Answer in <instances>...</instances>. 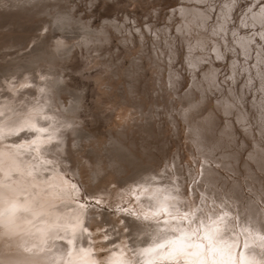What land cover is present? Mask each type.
<instances>
[{"label": "bare ground", "instance_id": "obj_1", "mask_svg": "<svg viewBox=\"0 0 264 264\" xmlns=\"http://www.w3.org/2000/svg\"><path fill=\"white\" fill-rule=\"evenodd\" d=\"M10 1L11 0H9V2ZM15 1L16 2H14V0L11 1L12 2L11 7L14 8L13 11H11L10 13H3V12L0 13V25L8 28L11 32H12V26L14 27L15 24L22 25V26H19V28H21V27H23V28L21 30V33H19L17 35H16L17 32L16 33L12 32L14 34L7 33V35L6 36L4 35V37L0 36V49L3 47L5 48V46L9 45L10 43L12 44V46H14L13 43L15 44L19 40L20 41L22 40L24 42L26 39L27 41H25V43L28 44L30 41H32V40L35 41L38 38H40L41 36H45V37L48 36V37H54V38L56 37L55 39L53 38L54 41L51 43L52 45L49 44V46H47L42 51L37 50V48H35L36 46L32 47L31 50L29 51V55H30L29 57L32 60H36L40 57L53 58L54 55L56 54V52L60 50L59 47H61V46L63 48H65L66 51H69L73 46V40L70 36V32L73 30V27H74L73 23L76 24V22H77V21L74 22L76 19L80 20L77 22V24L80 23L81 21H83L82 22L83 30L81 28L80 29L82 30L83 37H84V40H85L87 46L93 47V49L98 48L97 52H99V49H100L99 47L102 45V41L108 40L109 38L113 37L112 34L115 32V30L122 33V30H123L122 28L123 27L125 28L127 26L125 24L126 22L124 23L123 21L120 24V19H118L117 16H114V17L107 16L105 18V22L101 26H99L100 28L99 27L93 28L92 27L93 23L91 24L90 23L91 21H89L87 18H86V20H84V19L82 20V19L76 18L74 15H73V17H75L76 19L71 22L68 18H69V15L70 14L72 15L73 13L70 12L72 10H70V7L68 5H66L65 0H21L19 2H17V0H15ZM134 1L137 2L136 0H134ZM134 1H132V2H134ZM143 1H145V0H143ZM168 1H170V0H168ZM211 1H213V0H182V2H178L176 5L173 4V6L171 7V11H169L170 16L167 15L170 21L167 22L163 26L162 29H160L161 27L160 28L157 27V25H156L157 22H156V24L150 23L148 21V19H147V21H145L146 22L145 25H146L147 29L149 30L150 35H151L152 31L154 32L155 40H153L152 38H150V39H152L155 42V44L156 43L158 44V41L162 38L168 43L166 45L167 46L169 45V49L167 48L168 52H165V53H167V56H168L167 59L169 60V61L168 60L167 61H168V63L170 62L169 68L171 70L169 71L170 73L167 71L166 72L170 74L171 82L177 83V81L179 80V79H177V76L179 75V71H180L179 69H178L179 71L177 70L178 67L176 69H174L176 66L172 68L171 63L178 56V52L176 50V47L173 46L174 42L172 43V41L169 38H167V36H166V34H168L167 32L169 30V29L168 30H166V29L171 27L170 22L172 21L171 20V14H172V15H175V16H172L175 19H176V17H178V19L176 21L177 22L176 29L180 33L179 37L181 36L182 39H184L188 45L189 49L187 51L185 50L187 52V55L185 53L184 54L186 55V59L189 62V64H192L193 66L199 67V65L201 64L200 60L201 61H207L208 60L207 62H209V66L206 65L208 67L207 68L208 70L207 69L203 70L204 74L209 73L208 76L205 75L209 80H211V82H209L208 84L211 83L214 86H216V84H220L219 78H218V71H217V68L215 65L214 57H217V58L222 57L223 58V57H226L227 54H230V53L233 54V56H235V60H234V58H232L233 60H231L232 70L235 71L234 76H236V72L238 71V65H240V67H242L244 69V71H246V73H247L246 76H248V79L252 80L253 79V76H252L253 73H251L252 69H251V66L249 63H250V60L252 59L253 52L256 51L257 55H256V57H254V56L253 57L256 59L255 66L257 67V71L260 74L259 83L261 84L262 87H264V54H263V50H264V48H263V44H264V1L262 0L259 3L256 2L254 4L255 7L251 8L252 10L250 12L245 13L244 17L242 19L240 16L239 18L241 20L239 21V24H235V20L233 21V23H231L232 19H234L233 8H234L235 4L238 2V0H221V1H219L218 4H216L215 1H213V2H211ZM139 3L142 4V2H139ZM250 6H252L251 3H250ZM73 7H75V6H73ZM76 7H78V6H76ZM159 9L156 10V8H154L155 14H157L159 12L158 11ZM137 10H136V12H137ZM161 10H163V9H161ZM144 12H145V10H144ZM160 12H159V14H160ZM177 13H179V14L177 15ZM49 14H50V16H47ZM129 14L126 13V16L129 17L128 16ZM149 14H151V11ZM88 15L89 14H87L86 17H88ZM151 15H153V13ZM160 15H163V14H160ZM118 16H120V15H118ZM79 18H81V17H79ZM174 18H172V19H174ZM121 19H124V18H121ZM131 19H132V16H131ZM139 20H140V18H139ZM132 22H134L133 24H135L134 20ZM136 23H138V22H136ZM82 24H81V26H79V24L77 26L82 27ZM130 25H131V22H130ZM132 25H131V27H132ZM137 25H139V24H137ZM137 25H134V27H133L134 30L128 26V28H129L128 34L129 35L124 33V35L122 34V37H120L119 40L121 41V43L124 46H127L128 44L131 43L132 46L134 47L136 35L139 38L140 44L141 45L145 44L144 38L146 36V31L143 28V25L140 27H137ZM44 28L46 29V31L43 34L41 32V29L44 30ZM37 29H38V32H37ZM160 30L161 31L163 30V32H161ZM164 30H166V34H165ZM250 30H252V31H250ZM229 33L232 34L231 37L229 36ZM169 35L170 34H168V36ZM149 36H147V37H149ZM116 37H117V35H116ZM182 39L180 42H182ZM20 41H19V44H21L22 47L24 45H26L22 41H21L22 43H20ZM161 41L162 40H160V42ZM108 42L109 41H107V43ZM205 43L208 44V46H207V48L209 49L208 51H205V49H206V46L204 45ZM19 44L18 45L16 44V47L17 46L19 47L20 46ZM40 44H42V43H40ZM83 44H81V46ZM108 44H110V43H108ZM112 44H113V42H112ZM183 44H184V42H183ZM153 45H154V43H153ZM158 45H159L158 48H160V44H158ZM179 45H181V43ZM21 46L19 47L20 49H21ZM212 46H213V50L211 52L210 49H212ZM9 47H10V45H9ZM16 47H14V49H16ZM88 47H86V48L88 49ZM144 47H146V46H144ZM151 47H154V46H151ZM161 47H162V45H161ZM19 48H17V49H19ZM129 48H128V50H131ZM155 48H157V46ZM12 49H13V47H12ZM12 49H10V50L12 51ZM17 49H16V52H17ZM145 49L146 48H144V51H146ZM4 50L5 49H3V50L1 49L0 53H3L2 51H4ZM147 50H148V48H147ZM7 51H9V50H7ZM13 51H15V50H13ZM89 51L90 50H88V53H89ZM116 51H117V49H116ZM155 51H156L157 55L160 52V51H158V49H155ZM16 52H13V53L15 54ZM103 52H105V51H103ZM152 52H153L152 54L154 55V51H152ZM161 52L162 53L164 52L163 49H161ZM7 53H9V52H7ZM130 53H132V52H130ZM144 53L147 54V52H144ZM148 53H150V52H148ZM165 53H163V54H165ZM17 54H18V52H17ZM137 54H139V53H137ZM205 54L209 55V58L204 56ZM240 54H241V56H243V58L240 57ZM10 56H12V55H10ZM90 56H91V59H89L90 63L91 62L98 63L101 60V59L98 60L92 54H90ZM137 56L138 55H136V59H137ZM141 56H142V53L140 54V57ZM149 56H151V55L149 54ZM5 57H6V55H5ZM249 57H251L250 60H249ZM165 58H166V56H165ZM165 58H162V61L163 60L165 61ZM6 59H2V60H6ZM147 59H148V57H147ZM153 59H155V58H153ZM203 59H207V60H203ZM241 59H243L242 63H241ZM102 60H103V57H102ZM225 60L226 59H224V61ZM135 61H134V63L137 65V67L144 66L140 63L139 60L138 61L135 60ZM164 61L162 63H164ZM141 62H142V60H141ZM158 62H160V61H158ZM158 62L155 61L154 62L155 64L153 63L155 65L154 69H155V67H156V69L158 66L160 67V65L157 64ZM179 62H177V64ZM184 62H186L185 58H184ZM207 62H206V64H207ZM93 63H91V66ZM112 63H114V62L112 61ZM151 63H152V61H151ZM168 63H167V65H168ZM202 63H204V62H202ZM56 64L58 65V63H56ZM109 64H110V62H109ZM189 64L187 66H189ZM46 65L47 64H45V67H46ZM104 65H107V64L105 63ZM140 65H142V66H140ZM226 65H228V64H226ZM202 66H203V64H202ZM220 66H222V65H220ZM38 67H39V65H38ZM42 67H44V66H42ZM45 67H44V69H45ZM131 67H133V66H131ZM137 67H136V69H134V71L137 70ZM159 67H158V71L155 69L157 72L156 75L159 73ZM144 68H146V67H143L142 69H144ZM162 68L164 70L163 66H162ZM169 68H168V70H169ZM191 68H192V70H194L193 67H191ZM27 69H30V68H27ZM38 69H37V71H39ZM151 69H152V66H151ZM111 70L113 73L110 72L109 73L110 76L108 74V76H109L108 78H105L102 75L100 77V74L98 75L99 77H96L97 79H99V83L102 86L100 88L98 87L99 91H100V89L102 90L103 87H109V88L113 89V90H110V89H108V90H110L109 92L113 91V93H112V100H113L112 102L113 103L112 104L115 106V108H118L117 109L118 111L116 112V116L118 117V120L120 121L117 125L119 127H118V129H116V133L114 134L113 132H111L109 134V137H107L104 140V142H107V144H108L107 145V151H108L107 153L108 154H106V157H107L106 161L104 159H101L102 156L98 157L99 155L95 156L92 154V155H85V157L83 158L84 162H82L83 159L79 158V156L76 155L77 154L76 152H72L73 151L72 144H74V145L78 144L81 146V148L85 147L84 142H82L85 138V135H80L78 133L83 124H80L81 121L79 120V118H77L76 105L72 104L71 109H68L65 106L66 105L65 100L61 101V99H60L62 96L61 93H63L61 91L64 88L62 86H60L59 83H56L55 80L50 79V78H46L45 80H41L39 78H38V80H30L31 79L30 76H27L28 78L25 79L26 82H30V84H28V85L25 84L24 86L21 85L20 87H17V85H15V84L12 85L11 83L7 82L6 86H8L10 91L6 92L4 96L11 98L12 100L11 99L10 100L13 102V104L8 103L7 105H2L0 103V113H4L3 118H8V117L11 118V120H9V121L7 119L8 123L10 121L17 122L19 127L15 128L13 130V132L19 128H24V127H25L26 131L29 130L28 132H30L32 139H31V141L26 142L24 146L26 148L33 149L35 151V154L33 152H31V153H33L34 156L39 155L42 159H44L45 162L37 161L38 166H40V167L38 169L35 168V170H32L29 173L25 169V164L23 163V161L26 160L28 162L30 160V158L24 153V149L16 148V145H15V147L9 145V142L12 141V139H10V138L4 139V144H6V145H4V146L0 145V164L4 162L7 165L6 166L5 164H3V165H5L4 168L2 165V168L5 169L3 172L4 174L0 172L3 175V176H0V177H3V179H0V204H1V202L6 201L5 207L10 209L9 211L7 210V214H8V212H10L9 213V214H11L10 216L11 217L13 216L12 218L9 216L11 218V221H10V219L3 217L6 212L2 215V217L4 218L3 221L5 222V220H6V222L2 223V225H0V231L3 234H8L9 232H7V229H9V230L15 229V232L17 230L18 231L17 232L18 237L13 232L15 234V236L17 237V238H14L15 242L14 241L13 242H14V244L16 242L18 243L19 240L22 238L23 241H21V242H22V244H24L23 247H21L22 246L21 245L20 249L18 248V250L15 251V249H17V248H15L14 246L17 243L14 245L12 242L13 239L12 240L9 239L11 236H8L7 238L9 239V241L11 240V243L13 245L9 246V244H11V243H9L7 245V246H9V248L4 249V250L2 249L4 247L2 245H0L2 247V248H0V252L4 253V257L7 258L8 262L5 261L6 258L4 259V261L7 262L8 264L15 263L11 259H14L13 257L18 256V257H24V259L29 261L31 264H104V262L106 260L109 261V264H112L113 261L118 262V264H140V263L141 264H151L154 261L161 259V256H160L161 250L156 248V244H162L165 242L166 239L176 241V237L173 235H168L166 237H163L162 235H158L156 231H153L149 228H145L143 230L134 229V231H136L138 233V235L135 238H130L129 236H127V233L121 232V229H123V227L128 226V225H126L125 217L123 215L125 213L123 212V214H122V212L120 211L121 214L117 215L118 214L117 213L114 216L113 215L109 216L108 219L112 224H115L114 228L117 227L119 232H121V234H120L121 236H119V237H122L123 240H121L119 242V246L116 247V249L113 248L114 251L111 250V252L107 253L106 256L104 254H103L104 256H102L101 250L99 251V249L101 247L102 248L104 247L105 251H107L113 245L110 243H113V241H114L113 236H112L113 241H111V242H109V240L105 239L107 237V235H109V232H111L108 230L109 229L108 226H107L108 229L104 230V227L107 224L109 225V221H108V223L105 221L106 215L100 208H98V207H91L90 208V207H88V205H85V203L82 202L83 200L81 201L79 198H76L77 196H80V189L81 188H80L79 184L72 181L65 174L64 169H70L73 171V174H78L79 177H81L83 175V171H84L86 173V176H87L86 183L88 182L89 188L92 191H94V193L106 192L107 191L106 189H108L110 192L115 193V194H125V193L128 194V193L133 192L136 196V198H135L136 203L131 205V206H132L133 211L135 212V215L130 214V217H133L134 219H136L137 217H142L141 213H146V212H147V214H145L144 216L152 217L156 214H159L160 218L169 219L170 217L165 216L163 214L164 209H167L168 212L171 213L172 215H181L184 212H193V213H195V215L200 216V213L203 212L205 214V216H202L201 219H205L209 235L211 236V241H209V239L206 237L205 230L203 227H201L200 232L195 237H193L191 235V230L189 229L188 234L181 241H177L176 243H174L171 246H166L164 249L165 252L171 251L174 248L180 247L184 244L191 243L193 245H203V249H197V248L193 247V248L188 249V251L189 252H197V251L202 250L204 252L205 256L207 257L209 264H213V261L215 262V264H240V261L242 262V264H264V229H263V225L261 223L262 218L264 216L263 215L264 210L260 207V205L257 204V202L255 201L256 199H254V198L252 199L251 196H246L244 198L245 195L242 196V194L240 192V188L238 187L237 184L234 183V184H232V186H230L229 193H225V191H224L223 196L218 195L219 197L216 198V201L221 203L224 200V198L232 196L230 203L228 204V201L227 202L225 201L226 203H224V205L222 206L221 209H217V207L214 204H212L213 210H211V208L209 207V206H211L210 202L208 203L210 205H208L206 203H201V204L198 203L199 204L198 205L197 204L198 201H197L196 202L197 205H196L195 203L191 202L194 200V198L191 199V201H190L189 195L187 194V188H186V186H184L182 184V175L180 173V169L175 163H174V167H175L174 169H172L171 167L168 169V163H166V168L163 169L162 167L161 168L159 167V164H158L159 159L157 160V158L155 156H149L148 157L149 162L148 161L146 162V160L142 157L143 155L142 156L138 155V153H136L138 150H136V149L134 150L132 147L129 146V144L131 145L134 142L132 143V141L129 140L128 135H127V131H126V128L128 126L127 127L125 126V123L128 120L129 121L132 120V122H135L137 117L139 116L138 112H135L131 107L139 108L140 106L143 105L140 101V100H142V98L141 99L138 98L136 91H135L136 88H134V86H135L134 80L136 79L137 75L134 78L133 82H132V80L129 81V79H133V78H129V77H131L132 73H130L131 75H128L129 79L126 80V82L129 81L127 84L128 86H126L124 84V86L127 87V90L125 88H123V89L119 88L121 90L117 91L118 90V88H117V90L114 91L115 87L118 86V84L113 85L114 82L112 83L110 81V79L113 77L112 74L115 75L116 77H118L119 76L118 74H120V73L117 72V70H118L117 66L112 67ZM129 70H130V68H129ZM129 70H127V71H129ZM160 70L162 71V69H160ZM132 71H133V69H132ZM191 71H190V73H191ZM205 71H207L208 73H206ZM8 72H9V70H8ZM136 72L138 73V70ZM188 72H189V70H188ZM5 73H7V72H5ZM21 74H23V73H20V76H24ZM28 74L31 75V73H29V72H28ZM28 74L26 73V75H28ZM49 74L53 75V74H55V72L51 73V72L45 71L44 74H42V76L48 77L47 75H49ZM194 74H195V71H194ZM219 74H220V72H219ZM231 75H232V73H231ZM140 76H142V74H140L139 77ZM254 76H257V74ZM199 77L200 76H198V78ZM221 77H223V76H221ZM13 78H15L13 80V83H14L17 80L16 79L17 77H13ZM66 78H65V80H68ZM232 78H234V77H232ZM114 79H116V78H114ZM125 79L126 78H124L123 80H125ZM138 79L139 78H137V80ZM159 79H160L159 83H161L162 80H161V78H159ZM228 79H229V77H228ZM60 80H62V79L60 78ZM123 80L121 79V81H123ZM242 80H243V78H242ZM2 81H4V80H2ZM2 81H1V83H2ZM144 81H145V79H144ZM179 81H181V80H179ZM201 81L203 82V80H201ZM201 81L194 80L193 82L197 87H202ZM126 82H124V83H126ZM233 82H235V81H233ZM4 83H5V81H4ZM119 83H122V82H120V80H119ZM203 83H205V82H203ZM20 84H18V85H20ZM100 84H98V85H100ZM162 84L164 86V82H162ZM165 84H167V83H165ZM180 85H183V84H181V82H180ZM230 85H232V83ZM230 85H228V86H230ZM154 87H156V86H154ZM178 87L180 88V86H178ZM238 87H240V86H238ZM249 87H251V86H249ZM165 88H166V86H165ZM224 88L226 89V87H224ZM203 89L204 88L202 87L200 92H202ZM241 89H242V87H241ZM105 90H106V88H105ZM161 90H162V88H161ZM167 90H169V89H167ZM163 91H165V89H163ZM260 91H263V90L260 89ZM205 92H207V91H205ZM243 92H246V91H243ZM193 93H194V91H193ZM193 93L192 92H185V95L183 96L184 97L183 101L180 100V103L183 102L181 104L184 107L181 106L183 108H181V110L180 109H178V110L181 112L182 116L188 120V124H189V126L191 128L190 130L192 132V133L189 132V134H193L194 138L196 139L197 145L202 147L203 150L201 151V153L203 152V156H204L205 155V152H204L205 149H213V148L219 147L222 149V151H219L218 154L224 152L225 154L224 153H222V154H224L225 156L227 154V155H230L232 157H235L237 152L227 149V147L230 145L229 143H230V139H231L230 136L232 135V131L229 128L225 127L227 125H230V123H232V121L230 123L226 124L225 126H223V128L218 133L215 132L214 131L215 128L213 129L212 125L216 119L215 118L216 112L214 113L212 109L208 108L206 110V108H205L206 112H204L205 113L204 115L201 116L200 114H198L199 111H203L202 108H201L202 110L199 108L203 103H202L201 99H197L196 96L194 97ZM237 93H238V91H237ZM262 93H264V91ZM35 94H37L38 96H36ZM70 94H68V95H70ZM102 94L103 93H101V95ZM106 94H104V95H106ZM138 94H141V93L139 92ZM208 94L209 93H207V95ZM221 94H222V92H221ZM247 94H249V92H247ZM110 95L111 94H109L108 97H111ZM200 96H201V94H200ZM219 96H217V98ZM63 97H64L63 99H65V94L63 95ZM209 97H210V95H209ZM104 98L105 97H103L102 99H104ZM213 98H215V97H213ZM220 98H222V100L220 102H221V105H222L224 111L228 110L231 103L235 104L236 109H237L236 110V118L238 119L239 122H241L242 126H246V127H244L245 131L250 133L252 131V129L250 127L251 122H249V125H247L248 122L246 120L248 118H247L246 113H245L246 110L243 108H242L243 109L242 110L241 106L239 107V105L237 106V104L233 101V99L230 98L228 95L223 94L222 97H220ZM102 99L100 98V100H102ZM175 99H176V97H175ZM208 99H207V101H208ZM244 99H245V97H244ZM239 100H240V103H242V104L245 101V100L242 101L241 99H239ZM263 100H264V98H263ZM178 101H175V102L177 103ZM207 101H205V102H207ZM211 101L212 100L209 99L208 103H211ZM109 102L111 103V100ZM166 102H168V101H166ZM212 102H214V101H212ZM75 103H77V102H75ZM105 103H107V102H105ZM110 103H107L106 106ZM148 103H146V104H148ZM180 103H179V105H180ZM208 103H207V105H209ZM127 106L129 108H131L132 110L127 108ZM259 106H260V108L263 109L264 105L262 104V101L259 104ZM205 107H208V106H205ZM211 107H212V105H211ZM249 107L250 106H248V108ZM251 107L253 108V105H251ZM164 108L165 107H163V112H164ZM176 108H177V106L175 107V109ZM203 108H204V106H203ZM140 109H142V108H140ZM144 109H145V107H144ZM255 109H257V108H255ZM179 111H178V113H180ZM170 113H171V111H170ZM174 113H175V111L172 110L173 116L176 114V113L175 114ZM247 113H248V111H247ZM152 114L154 116V110H153ZM135 115H138V116L136 117ZM159 115H161V112ZM78 116H80V115H78ZM179 117H180V115L178 116V118ZM256 117L259 119V116H256ZM3 118H0V119H3ZM93 118H95V117H93ZM142 118L143 117H141V120H142ZM155 118H156V116H155ZM155 118H154V120H155ZM160 118L161 117L159 116V122L161 120ZM250 118H251V116H250ZM167 119L170 120L171 118L170 119L167 118ZM118 120H116V121H118ZM156 120H157V118H156ZM254 120L256 121V119H254ZM81 123H83V122H81ZM148 123L149 122L145 123L143 128L146 131L150 132L151 128H150V125H148ZM165 123H166V121H165ZM170 123L173 124V122H169V124ZM175 125H177V124H175ZM233 126H234V124H233ZM10 127H12V126H10ZM129 127H130V125H129ZM178 127L180 128V125ZM162 128H164V127H162ZM254 129H256V128H254ZM10 130H9V132H10ZM164 130H165V128L163 129V132H164ZM241 130L243 131V129H241ZM6 131H7V129H6ZM259 131L260 132L264 131V115L262 113L260 116ZM4 132H5V130H4ZM165 132H167V131H165ZM247 132L245 134H247ZM135 133H136V131H135ZM5 134H6V132H5ZM7 134H9V133H7ZM233 134L235 135L236 133H233ZM247 135H250V134H247ZM193 136L192 137L190 136L191 139L193 138ZM91 137L95 138L96 136L92 133ZM138 137H139V135H138ZM235 137H237V136H235ZM88 139L90 141L89 137H88ZM253 139H252V141L255 140L254 141L255 149L251 152V154H252L251 157L254 156L255 157L254 162H257V165L259 167L264 168V147H263V145H261V143L259 141H257L256 139H254V140ZM234 141H235V139H234ZM244 141H245V139H244ZM191 142H193V141H191ZM244 143H246V141ZM88 144H89V142H88ZM88 144L86 145L87 147H88ZM151 144H152V142H151ZM195 144L196 143H194L193 145H195ZM153 147H155V146H153ZM145 148H146V146H145ZM91 150L96 152L97 147L92 146ZM149 151H151V150H149ZM158 151H159V149H158ZM166 151H167V148H166ZM142 153H144V152H142ZM160 153H161V151H160ZM207 153H209V155H210V152H207ZM238 153H239V151H238ZM192 155H193V153H192ZM186 157L187 156L185 155V161H186ZM211 157H213V154ZM203 159L204 160L202 161L203 163H202L201 171L199 170L200 172H202V174L200 177V181L198 180V182L196 183V186L199 187L203 193L208 194V193H212L211 192L212 188H215L213 185L215 182H217L216 180L220 178V175L218 173L219 168L217 169L218 165H217V167H215V164L212 165L210 163V161L208 162V160L205 157H203ZM245 160H247V159H245ZM34 161L35 160L32 159L31 162H34ZM64 161L65 162L70 161V163L67 164V163H64ZM229 161H231V160H229ZM48 162H50L52 164L48 165L47 164ZM159 162H161V161H159ZM189 162L192 163V161H189ZM199 162H201V161H199ZM246 162H245V164H247ZM197 163H198V161H197ZM236 163H238V162H236ZM223 164L227 165L228 161H224L222 163V165ZM169 165L171 166V164H169ZM197 165H199V163ZM250 165H253V164H250ZM55 167H58L59 170L58 171L54 170ZM48 168L51 170L50 173H47L46 171H44L45 169H48ZM191 168L192 169L194 168V170H195V165H194V167L192 166ZM246 169H248V167H246ZM222 170L223 169L221 168V171ZM185 171H186V169H185ZM101 172H103V175L100 177ZM256 172L257 171H255V173ZM193 173H194V171L191 174L193 175ZM84 176H85V174H84ZM198 177L199 176H197V178ZM235 177H236V175H235ZM240 177H242V176H240ZM197 178H194V181ZM183 180H184V178H183ZM185 181H184V183H185ZM249 181L251 182V180H249ZM262 183H264L263 180H262ZM203 184H206L205 188H203ZM222 184H223V180H222ZM189 185L190 184H188V187L191 186V185L190 186ZM216 186H217V184H216ZM263 187H264V185L262 186V188ZM194 188H195V182H194V185L190 189L192 193L194 191ZM226 188H227V185H226ZM254 190H255V188H254ZM256 191H254V193ZM188 193L190 194V191H188ZM196 193H197V191H196ZM219 193H221V192H218L217 194H219ZM200 194L201 193L198 194V197ZM256 194L259 195L257 192H256ZM192 196H194V194ZM263 198H264V196H263ZM210 200H208V201H210ZM186 205H187V207H185ZM234 206L237 207L236 211L234 209ZM1 208L2 207H0V209ZM205 211H207L209 213V217H207V214L205 213ZM235 214L238 215V225H239L240 229H237V227H236L237 224H236V220H235L236 219ZM127 215H125V216L128 217ZM0 216H1V214H0ZM122 216L124 217L123 221H125V223H124V225L120 226L119 220L121 219ZM8 220H9V223H7ZM0 221H2V220H0ZM150 222H154V221H150ZM127 223L129 224V222H127ZM131 223H133V222H131ZM142 223L146 224L149 222L142 221ZM4 227H6V228H4ZM192 227H196V226L193 225ZM111 230L113 231V228H111ZM163 231H165V229H164L163 225H161V232H163ZM119 232H116V233H119ZM0 235H2V234H0ZM13 236L14 235H12V237ZM201 236H203V239H200ZM19 237H20V239H19ZM116 237H118V236H116ZM146 237H147V242H145ZM0 240H1V238H0ZM3 240L0 242L1 244H2ZM194 240H199V241L194 242ZM114 242L116 243V241H114ZM207 242H209V246H207ZM241 245H243V250H242L241 257H239ZM113 246H115V245H113ZM209 249H210V251H208ZM13 252H15V253H13ZM100 254H101V256H100ZM9 260H11L12 263ZM0 262H2V261H0ZM2 263L4 264V262H2ZM7 263H5V264H7ZM25 263L26 262L21 263V264H25ZM15 264H17V263H15Z\"/></svg>", "mask_w": 264, "mask_h": 264}, {"label": "rangeland", "instance_id": "obj_2", "mask_svg": "<svg viewBox=\"0 0 264 264\" xmlns=\"http://www.w3.org/2000/svg\"><path fill=\"white\" fill-rule=\"evenodd\" d=\"M12 1V0H11ZM9 2V0L5 1V0H0V13H10L11 11L14 10V8L11 7V3L12 2ZM21 0H17V2H19ZM86 1V2H85ZM134 0H65V3L66 5H68L70 7V11L71 13H73L72 15L70 14L69 15V20L72 22L74 21L76 18L78 19H84L86 20V18L91 21L90 23L92 24V27L93 28H98L99 26H101L104 22H105V18L107 16H111V17H114V16H117L118 19H120V24L122 23V21L127 25L125 28L123 27L122 29V33L115 30V32L112 34L113 37L109 38L108 40H104L102 41V45L99 47V52L98 51V48L97 49H93V47H88L85 40H84V37H83V33H82V30H83V24L81 21L80 23L82 24V27H79L81 26L80 23L79 26H77V22L80 21V20H75L74 22H76V24L73 23L74 27H73V30L70 32V36L73 40V46L72 48L69 50V51H66L65 48H63L62 46L59 47V51L56 52V54L54 55L53 58H43V57H40L36 60H32L29 56V51L31 50L32 47H35L37 48V50L39 51H42L43 49H45L47 46L52 45L51 43L54 41L53 38L54 37H48V36H41L40 38H38L37 40H32L30 41L28 44L25 43V41H27L25 39V41L22 42L25 43L26 45H24L23 47L21 46V44H19V41L17 43H13L14 46H12V44L10 43V47L9 45L5 46V48H1L2 50L5 49L4 51H2L3 53H0V80H4L0 81V103L2 105H7L8 103L9 104H13V102L11 101L12 99L11 98H8L7 96H4L6 92H9V88L8 86H6L7 82L8 83H11L12 85H17V87H20L21 85L24 86L25 84L28 85L30 84V82H26L25 79H27L28 77L27 76H30L31 79L30 80H38L41 79V80H45L46 78H50V79H53L56 81V83H59L60 86H62L64 89L61 91L63 93L62 96H61V101L65 100V106L68 108V109H71L72 107V104L73 105H76V110H77V118H79V120L83 123L80 122V124H83L80 128V131L78 132L80 135H85V138L82 142H84V146L85 147H82L78 144H72V148H73V151L72 152H76L77 156H79V158H84L85 155H95V156H98V157H101V159H104L106 161L107 157H106V154H108L107 152V142H104V140L109 137V134L111 132H113L114 134L116 133V129H118L119 126L118 123L120 122L118 120V117L116 116V112L118 111L117 109L118 108H115V106L112 104L113 100H112V92H109L110 90H113L109 87H103L102 90L100 89L99 91V88L102 87L101 84L99 83V79H97L96 77H99L98 75L100 74V77L101 75L105 78H108L110 76V72H112L111 68L114 67V66H117L118 67V70L117 72L120 73L118 74L119 76L116 77L115 75H113L112 73V76L116 79H114L113 77L110 79V81L113 83V85H117L118 86H114L115 89L114 91L118 90L117 91H120L121 89L125 88L127 90V87L124 86V84L126 86H128V82L132 80H134V78L136 77V79L134 80V88L135 91H136V94L138 96V98H142L141 103L143 104L142 106H140L139 108L135 107H131L135 112H138V115H135L137 117L136 121L135 122H132V120H128L127 122L129 123H125V126L127 127L126 128V131H127V135H128V138L130 141H132L133 144H129L130 147H132L134 150H138L136 153H138V155L142 156L146 162L148 161V157L149 156H155L158 160V164H159V167L161 168H166V163H168V169L171 167L172 169H174V163L179 167L180 169V173L182 175V184L184 186H186L187 188V194L189 195V199L191 201V199L194 198L193 201H191L192 203H195L197 202V204H201V203H206L208 204L210 202L211 206H209L211 208V210H213V206L212 204H214L217 209H221L222 206L224 205V203H226L228 201V204L230 203V200L232 199V196L231 197H226L224 198V200L219 203L216 201V198L219 197V196H223V192L225 191V193H229V189H230V186H232V184H237L238 187L240 188V192L242 194V196H244V198L246 196H251V198L253 199H256L255 201L257 202L258 205H260V207L264 210V187L262 188V186L264 185V183H262V180L264 182V168L262 167H259L257 165V162H254V156H252L251 152L255 149V143H254V139H256L257 141H259L261 143V145H263L264 147V131L263 132H260L259 131V125H260V116H261V113L264 115V107L263 109L260 108L259 104L261 103L262 101V104L264 105V93H262L264 91V87L261 86V84L259 83V79H260V74L259 72L257 71V67L255 66V63H256V59L254 57H256V51L253 52V55H252V59L251 57H249V60H250V66H251V69H252V76H253V79H248V76L246 71H244V69L242 67H240V65H238V71L236 72V76L235 75V71L232 70V66H231V60H233L232 58H234L235 60V56H233V54H227L226 57H214L215 59V65H216V68H217V71H218V78H219V83L220 84H216V86H214L213 84H208L209 82H211V80H209L206 76L209 75V73L207 71H205L206 73L208 74H204L203 70H206L209 66V62H207L208 60L207 59H203V60H207V61H201L200 60V65L199 67L198 66H193L192 64H189V62L187 61L186 59V55H187V50L189 49L188 48V45L186 43V41L184 39H182V37L180 35V33L178 32V30L176 29V24H177V19L178 17H176V19L172 16H175V15H172L171 14V22H170V25L171 27L170 28H167L166 30H168V34H170L168 36V34H166V30L165 31V34L167 36V38H169L172 43H173V46L176 47V50L178 52V56L174 59V61L171 63L172 65V68L175 67L174 69H176L177 67V70L179 71V75L177 76V79L181 80V81H177L176 82H171L170 80V62L168 63V56H167V53L165 52H168L167 51V48L169 49V45L167 46L166 44H168L164 39H160L162 40L160 42V40L158 41V44H160V48L163 49V54L161 52V49L158 48V44L153 41L155 40V36H154V32L152 31L151 35H150V32L149 30L147 29L146 27V22L147 19L150 23H155L157 22V27H161L160 29L163 28V26L169 22V18L167 15L170 16V12L171 11V7L174 5H176L178 2H182V0H136L137 2H132ZM142 2V4H140L139 2ZM153 1V2H152ZM215 1L216 4L219 3V1L221 0H213ZM211 1V2H213ZM262 0H238V2L235 4L234 8H233V14H234V19H232L231 23H233V21L235 20V24H239V21L244 17V14L247 13V12H250L252 9L251 8H254V4L256 2H261ZM264 1V0H263ZM14 2H16L14 0ZM92 2V3H91ZM97 2V3H96ZM3 3V4H2ZM9 3V4H8ZM77 3V4H76ZM80 3V4H79ZM250 3L252 6H250ZM76 4V5H75ZM3 5V6H2ZM96 7H95V6ZM134 5V6H133ZM75 6V7H73ZM78 6V7H76ZM81 6V7H80ZM93 6V7H92ZM143 6V7H142ZM156 6V7H155ZM160 6V7H159ZM139 7V8H138ZM8 10H6V9ZM136 8V9H135ZM154 8L159 9L158 11L160 12V14H163V15H160L159 12L157 14H155V11H154ZM138 9V10H137ZM163 9V10H161ZM76 10V11H75ZM137 10V12H136ZM145 10V12H144ZM90 11V12H89ZM151 11V14L153 13V15L149 14ZM236 11V12H235ZM77 12V13H76ZM131 12V13H130ZM135 12V13H134ZM163 12V13H162ZM82 13V14H81ZM92 13V14H91ZM126 13L129 14L127 17L126 16ZM84 14V15H83ZM88 15V17H86V15ZM133 14V15H132ZM142 14V15H141ZM149 14V15H148ZM179 13H177L178 15ZM73 15L76 17H73ZM91 15V16H90ZM120 15V16H118ZM136 15V16H135ZM165 15V16H164ZM47 16H50L47 15ZM78 16V17H77ZM90 16V17H89ZM127 18H126V17ZM131 16H132V19H131ZM148 16V17H147ZM158 16V17H157ZM162 16V17H161ZM241 16V19L239 18ZM72 17V18H71ZM81 17V18H79ZM93 17V18H92ZM138 19H137V18ZM121 18H124V19H121ZM140 18V20H139ZM151 20H150V19ZM166 18V19H165ZM174 18V19H172ZM73 19V20H72ZM92 19V20H91ZM156 19V20H155ZM127 20V21H126ZM135 21V24H133L134 22L132 21ZM139 20V21H138ZM142 20V21H141ZM161 20V21H160ZM175 22H174V21ZM129 21V22H128ZM141 21V22H140ZM130 22H131V25H130ZM138 22V23H136ZM145 22V23H144ZM159 22V23H158ZM173 22V23H172ZM143 23V24H142ZM161 23V24H160ZM175 23V24H174ZM139 24V25H137ZM143 25V28L145 29L146 31V36L144 38V45H141L140 42H139V38L138 36L136 35V38H135V46L133 47L132 44H128L127 46H124L121 41L119 40L120 37H122V34L124 35V33H126L127 35L128 32H129V27H131L133 30H134V25H137V27H140ZM98 25V26H97ZM19 26H22V25H19V24H15V26L13 27L12 26V32L19 34L21 33V30L23 27L19 28ZM76 26V27H75ZM78 28V29H77ZM82 30H81V29ZM100 28V27H99ZM8 28L0 25V36L1 37H4V35L6 36L7 33H12L9 29L7 30ZM147 29V30H146ZM174 29V30H173ZM15 30V31H14ZM172 30V31H171ZM177 30V31H176ZM40 31V30H39ZM46 31V29L44 28V30L41 29V32L44 34ZM77 31V32H76ZM161 31V30H160ZM252 31V30H250ZM249 31V32H250ZM37 32H38V29H37ZM74 32V33H73ZM163 32V30L161 31ZM174 32V33H173ZM12 33V34H14ZM119 33V34H118ZM150 35H148V34ZM69 34V33H68ZM121 34V35H120ZM176 34V35H175ZM231 33H229V36L231 37L232 34L230 35ZM76 35V36H75ZM115 35V36H114ZM117 35V37H116ZM119 35V36H118ZM175 35V36H174ZM75 36V37H74ZM149 36V37H147ZM173 36V37H172ZM179 37V38H178ZM56 38V37H55ZM54 38V39H55ZM113 38V39H112ZM116 38V39H115ZM152 38V39H150ZM159 38V37H158ZM52 39V40H51ZM182 39V42H180ZM231 39V38H230ZM29 40V39H28ZM80 40V41H79ZM152 40V41H151ZM175 40V41H174ZM20 41V43H22ZM42 41V42H41ZM50 43H49V42ZM107 41H109L108 44ZM34 42V43H33ZM113 42V44H112ZM129 42V41H128ZM147 42V43H146ZM151 44H150V43ZM166 42V43H165ZM184 42V44H183ZM42 43V44H40ZM84 43V44H83ZM121 43V44H120ZM154 43V45H153ZM176 43V44H175ZM181 43V45H179ZM16 44L20 45L21 46V49L17 46L16 47ZM48 44V45H47ZM81 44H83L81 46ZM108 44V45H107ZM140 44V45H139ZM147 44V45H146ZM165 44V45H164ZM212 44V43H211ZM23 45V44H22ZM77 47H76V46ZM80 45V46H79ZM105 45V46H104ZM116 45V46H115ZM118 45V46H117ZM123 45V46H122ZM138 45V46H137ZM154 46V47H151V46ZM162 45V47H161ZM206 46V49L205 51H208L209 49L207 48L208 44L205 43L204 44ZM75 46V47H74ZM84 46V47H83ZM109 46V47H108ZM137 46V47H136ZM141 46V47H140ZM146 46V47H144ZM157 46V48H155ZM164 46V47H163ZM180 46V47H179ZM185 46V47H184ZM13 47V49H12ZM14 47L19 48L17 49V52H16V49H14ZM29 47V48H28ZM88 47V49L86 48ZM106 47V48H105ZM113 49H111V48ZM130 47V48H129ZM7 48V49H6ZM86 48V49H85ZM91 48V49H90ZM110 48V49H109ZM119 48V49H118ZM131 49V50H128ZM144 48H146L144 51ZM148 48V50H147ZM153 48V49H152ZM158 49V51H160L158 53V55L156 54V51L155 49ZM263 48H264V44H263ZM0 49V50H1ZM12 49V51L10 50ZM24 49V50H23ZM84 49V50H83ZM103 49V50H102ZM108 49V50H107ZM117 49V51H116ZM138 49V50H137ZM165 49V50H164ZM9 50V51H7ZM15 50V51H13ZM72 50V51H71ZM88 50L89 53H88ZM96 50V51H95ZM137 50V51H136ZM186 50V51H185ZM213 50V46H212V49H210V51L212 52ZM11 51V52H10ZM20 51V52H19ZM63 51V52H62ZM105 51V52H103ZM136 53H135V52ZM154 51V55L152 54ZM9 52V53H7ZM13 52H16L15 54ZM75 52V53H74ZM103 52V53H102ZM118 54H117V53ZM129 52V53H128ZM132 52V53H130ZM142 53V56L140 57V54ZM144 52H147L144 53ZM150 52V53H148ZM11 53V54H10ZM102 53V54H101ZM109 55H108V54ZM139 53V54H137ZM186 55H185V54ZM8 54V55H7ZM14 54V55H13ZM17 54V55H16ZM74 54V55H73ZM90 54H92L93 56H95L98 60H100V62L98 63H93L92 66H91V63H90V60L91 59V56ZM130 54V55H129ZM132 54V55H131ZM145 54V55H144ZM149 54L151 56H149ZM263 54H264V50H263ZM6 55V57H5ZM12 55V56H10ZM19 55V56H18ZM70 55V56H69ZM72 55V56H71ZM88 55V56H87ZM106 55V56H105ZM108 55V56H107ZM112 55V56H111ZM129 55V56H128ZM136 55L137 56V59H136ZM147 55V56H146ZM90 56V57H89ZM128 56V57H127ZM131 56V57H130ZM146 56V57H145ZM155 56V57H154ZM159 56V57H158ZM166 56V58H165ZM204 56H206L207 58H209V55L205 54ZM254 56V57H253ZM100 57V58H99ZM102 57H103V60H102ZM110 57V58H109ZM119 57V58H118ZM134 57V58H133ZM145 57V58H144ZM148 57V59H147ZM165 58V61L164 63H162V58ZM240 57L243 58V56H241L240 54ZM7 58V59H6ZM68 60H67V59ZM106 58V59H105ZM108 58V59H107ZM155 58V59H153ZM184 58H185V61L187 62H184ZM217 58V59H216ZM2 59H6V60H2ZM120 59V60H119ZM134 59V60H133ZM160 61V62H158ZM224 59H226L224 61ZM255 59V60H254ZM109 60V61H108ZM133 60V61H132ZM135 60H139L140 63L142 65V67H137V65L134 63ZM142 60V62H141ZM146 60V61H145ZM168 60V61H167ZM253 60V61H252ZM43 61V62H42ZM112 61L114 63H112ZM152 61V63H151ZM158 62L157 64L160 65L159 67V75L157 74L156 75V70L158 71V67L156 69H154V62ZM180 61V62H179ZM223 61V62H222ZM252 61V62H251ZM33 62V63H32ZM110 62V64H109ZM136 62V61H135ZM150 62V63H149ZM177 62H179L177 64ZM204 62V63H202ZM207 62V64H206ZM243 62V59H241V63ZM4 63V64H3ZM36 63V64H35ZM55 63V64H54ZM58 63V65L56 64ZM106 63L107 65H104ZM124 63V64H123ZM154 63V64H153ZM168 63V65H167ZM175 63V64H174ZM183 63V64H182ZM219 63V64H218ZM252 63V64H251ZM27 64V65H26ZM45 64L46 67H45ZM54 64V65H53ZM112 64V65H111ZM152 64V65H151ZM189 64V66H187ZM203 64V66H202ZM228 64V65H226ZM29 65V66H28ZM32 65V66H31ZM39 65V67H38ZM192 65V66H191ZM207 65V66H206ZM222 65V66H220ZM37 66V67H36ZM44 66V67H42ZM90 66V67H89ZM133 66V67H131ZM151 66H152V69H151ZM162 66L164 67V70L162 68ZM230 66V67H229ZM2 67V68H1ZM34 67V68H33ZM137 67V70H138V73L136 71H134V69H136ZM143 67H146L144 69H142ZM194 68V70H192V68ZM203 67V68H202ZM21 68V69H20ZM27 68H30V69H27ZM40 71H37V69ZM130 68V70H129ZM133 71H132V69ZM169 68V70H168ZM162 69V71L160 70ZM198 69V70H197ZM6 70V71H5ZM9 70V72H8ZM35 70V71H34ZM129 70V71H127ZM141 70V71H140ZM189 70V72H188ZM192 70V71H191ZM208 70V69H207ZM26 71V72H25ZM31 73L28 74V72ZM45 71H48V72H51V73H54L53 75L49 74L47 75L48 77H44L42 76V74H44ZM109 71V72H108ZM132 71V72H131ZM140 71V72H139ZM169 73H167V72ZM191 71V73H190ZM194 71H195V74H194ZM4 72V73H3ZM7 72V73H5ZM18 72V73H17ZM23 73L21 75H24V76H20V73ZM33 72V73H32ZM134 72V73H133ZM162 72V73H161ZM166 72V73H165ZM220 72V74H219ZM2 73V74H1ZM26 73L28 75H26ZM57 73V74H56ZM132 73V75L130 74ZM181 73V74H180ZM202 75H201V74ZM232 73V75H231ZM234 73V74H233ZM16 74V75H15ZM19 74V75H18ZM64 74V75H63ZM97 74V75H96ZM109 74V76H108ZM134 74V75H133ZM142 74V76L139 77V75ZM222 74V75H221ZM227 74V75H226ZM257 76H254L256 75ZM9 75V76H8ZM15 75V76H14ZM128 75H131V77H129ZM200 76L198 78V76ZM206 75V76H205ZM245 75V76H244ZM17 77L16 79V83L14 82L13 83V80L15 78L13 77ZM26 76V77H25ZM125 76V77H124ZM133 76V77H132ZM161 76V77H160ZM195 76V77H194ZM223 76V77H221ZM67 77V78H66ZM133 78V79H129V78ZM156 77V78H155ZM194 79H193V78ZM198 79H197V78ZM221 77V78H220ZM229 77V79H228ZM234 77V78H232ZM35 78V79H34ZM60 78L62 80H60ZM68 79V80H65ZM124 78H126L125 80H123ZM137 78H139L137 80ZM162 80V82H164V86L160 82V79ZM203 78V79H202ZM231 78V79H230ZM243 78V80H242ZM121 79L123 81H121ZM126 82V80H128ZM145 79V81H144ZM150 79V80H149ZM154 81H153V80ZM193 79V80H192ZM64 80V81H63ZM115 80V81H114ZM119 80L120 82L122 83H119ZM140 80V81H139ZM156 80V81H155ZM158 80V81H157ZM194 80H203V83H202V87L204 88L201 91V88L202 87H197L195 84H194ZM70 84H68L67 82ZM138 81V82H137ZM235 81V82H233ZM26 82V83H25ZM126 82V83H124ZM179 82V83H178ZM180 82L181 84L183 85H180ZM21 83V84H20ZM167 83V84H165ZM171 83V84H170ZM232 83V85H230ZM246 83V84H245ZM20 84V85H18ZM100 84V85H98ZM164 87H162L161 85ZM178 84V85H177ZM236 84V85H235ZM239 84V85H238ZM243 86H242V85ZM122 85V86H121ZM230 85V86H228ZM156 86V87H154ZM169 89V90H167ZM177 86V87H176ZM180 86V88L178 87ZM196 86V87H195ZM240 86V87H238ZM248 86V87H247ZM251 86V87H249ZM99 87V88H98ZM147 87V88H146ZM169 87V88H168ZM194 87V88H193ZM218 87V88H217ZM226 87V89L224 88ZM234 87V88H233ZM242 87V89H241ZM106 88V90H105ZM121 88V89H119ZM162 88V90H161ZM191 88V89H190ZM215 88V89H214ZM237 90H236V89ZM239 88V89H238ZM246 90H245V89ZM110 89V90H108ZM163 89H165V91H163ZM260 89H262L263 91H260ZM108 90V91H107ZM160 92H159V91ZM189 90V91H188ZM226 92H225V91ZM249 90V91H248ZM167 91V92H166ZM176 91V92H175ZM179 91V92H178ZM194 91V93H193ZM207 91V92H205ZM212 91V92H211ZM217 91V92H216ZM234 91V92H233ZM238 91V93H237ZM243 91H246V92H243ZM65 92V93H64ZM69 92V93H68ZM141 93V94H138V93ZM172 92V93H171ZM185 92H192L193 93V96L197 97V99H201L202 100V105L199 107L200 109L202 108L203 111H199L198 114H200L201 116L204 115L206 112L205 111V108L206 110L209 108V109H212L213 112L215 113V122L213 123L212 127L214 129L215 132H219L223 126H225L226 124L230 123L232 121V123H230V125H227L225 126L226 128H229L231 131H232V135L230 136V145L227 147L228 150H231V151H236V156L235 157H232L230 155H227L226 156L222 153L218 154L219 151H222L221 148L219 147H216V148H213V149H205V155L203 156V152L201 153V151L203 150L201 146H198L197 145V142H196V139L194 138L193 134H189V132H191V128L188 124V120L185 119L181 112L178 110L181 108H183L184 106L181 104L183 102L180 103V100L183 101L184 99V95H185ZM222 92V94H221ZM247 92H249V94H247ZM67 93V94H66ZM71 93V94H70ZM75 93V94H74ZM101 93H103L101 95ZM107 93V94H106ZM181 93V94H180ZM207 93H209L207 95ZM65 94V99H63V95ZM70 94V95H68ZM106 94V95H104ZM109 94H111L110 96L111 97H108ZM169 94V95H168ZM196 94V95H195ZM201 94V96H200ZM205 94V95H204ZM228 95L230 98L233 99V101L237 104V106L239 105V107L241 106V109H245L246 110V116H247V122L249 125V122L250 123V127L252 129V131L249 133L247 131H245V128L246 126H242L241 125V122L238 121V119L236 118V106L235 104H230V107L228 108L227 111H224L223 110V107L221 105V100L222 98V95ZM238 94V95H237ZM246 96H245V95ZM259 94V95H258ZM36 96H38L37 94H35ZM140 95V96H139ZM171 95V96H170ZM198 95V96H197ZM210 95V97H209ZM220 95V96H219ZM262 95V96H261ZM100 96V97H99ZM105 97L104 99H102L103 97ZM143 96V97H142ZM215 98H213V97ZM217 96H219L217 98ZM153 97V98H152ZM176 97V99H175ZM245 97V99H244ZM258 97V98H257ZM80 98V99H79ZM100 98L102 100H100ZM110 98V99H109ZM146 98V99H145ZM175 100H174V99ZM214 101L211 103H208L209 102V99ZM212 98V99H211ZM217 98V99H216ZM257 98V99H256ZM11 99V100H10ZM208 99V101H207ZM241 99L242 101H247L242 104L240 103V100ZM244 99V100H243ZM256 99V100H255ZM9 100V101H8ZM99 100V101H98ZM111 100V103L109 102ZM179 100V101H178ZM250 100V101H249ZM67 101V102H66ZM168 101V102H166ZM175 101H178L177 103ZM207 101V102H205ZM5 102V103H4ZM77 102V103H75ZM110 103L106 106L107 103ZM149 102V103H148ZM249 102V103H248ZM4 103V104H3ZM68 103V104H67ZM148 103V104H146ZM158 103V104H157ZM180 103V105H179ZM205 103V104H204ZM207 103L209 105H207ZM253 103V104H252ZM105 104V105H104ZM170 104V105H169ZM212 107H211V105ZM251 105H253V108L251 107ZM84 106V107H83ZM100 106V107H99ZM145 109H144V107ZM177 106V108L175 109V107ZM183 106V107H181ZM204 106V108H203ZM205 106H208V107H205ZM248 106H250L248 108ZM98 107V108H97ZM107 107V108H106ZM163 107L164 108V112H163ZM245 107V108H244ZM109 108V109H108ZM127 108H129L127 106ZM129 108V109H131ZM138 110H137V109ZM142 108V109H140ZM172 108V109H171ZM216 110H214V109ZM257 108V109H255ZM115 109V110H114ZM131 109V110H132ZM147 109V110H146ZM169 109V110H168ZM201 109V110H202ZM242 109V110H243ZM253 109V110H252ZM259 109V110H258ZM145 110V111H144ZM153 110H154V116H153ZM172 110L175 111V118L173 115H172ZM244 110V111H245ZM141 111V112H140ZM147 111V112H146ZM159 111V112H158ZM167 111V112H166ZM171 111V113H170ZM178 111L180 113H178ZM248 111V113H247ZM161 112V115H159ZM171 114H169V113ZM197 112V111H196ZM201 112V113H200ZM218 112V113H217ZM252 112V113H251ZM168 113V114H167ZM220 113V114H219ZM258 113V114H257ZM137 114V113H136ZM151 114V115H150ZM195 114V113H194ZM257 114V115H256ZM80 115V116H78ZM143 115V116H142ZM180 115V117L178 118V116ZM219 117H218V116ZM232 115V116H231ZM4 116V113H0V118H3ZM152 116V117H151ZM157 120H156V118ZM159 116L161 117L160 119V123L159 122ZM168 116V117H167ZM224 118H223V117ZM227 116V117H226ZM251 116V118H250ZM256 116H259V119L256 117ZM95 117V118H93ZM141 117L142 120H141ZM155 120H154V118ZM183 117V118H182ZM76 118V119H77ZM148 118V119H147ZM164 118V119H163ZM167 118H171L170 120H168ZM230 118V119H229ZM7 119L8 121L11 120L10 117L8 118H3V119H0V145L1 146H4L6 144H4V139H7V138H10L12 139V141L9 142V145L11 146H14L16 145V148H20V149H24V153L30 158V160L27 162L26 160L23 161V163L25 164V169L30 173L32 170H35L38 169L40 166H38V163L37 161H41V162H45L44 159H42L39 155L37 156H34L33 153L35 154V151L33 149H29V148H26L24 145L26 142L28 141H31L32 139V136L30 135V132L26 131L25 130V127L24 128H19L17 130H15L13 132V130L17 127H19V125L17 124V122L15 121H10L9 123L7 122ZM150 119V120H149ZM163 119V120H162ZM182 119V120H181ZM223 119V120H222ZM253 119V120H252ZM256 119V121L254 120ZM6 120V121H5ZM78 120V119H77ZM118 120V121H116ZM142 121V122H141ZM157 121V122H156ZM166 121V123H165ZM178 121V122H177ZM229 121V122H228ZM117 124H116V123ZM148 123V125H150V132L149 131H146L143 126L145 125V123ZM169 122H173L169 124ZM185 122V123H184ZM220 122V123H219ZM165 123V124H164ZM143 124V125H142ZM168 126H167V125ZM177 124V125H175ZM188 124V125H187ZM234 124V126H233ZM5 127H4V126ZM130 125V127H129ZM133 127H132V126ZM142 125V126H141ZM165 125V126H164ZM171 125V126H170ZM180 125V128L178 127ZM238 125V126H237ZM12 126V127H10ZM114 126V127H113ZM116 126V127H115ZM253 126V127H252ZM164 127L165 130L163 132V129L162 128ZM170 127V128H169ZM173 127V128H172ZM185 127V128H184ZM219 127V128H218ZM238 127V128H237ZM143 128V129H142ZM179 128V129H178ZM256 128V129H254ZM7 129V131H6ZM11 129V130H10ZM87 129V130H86ZM91 129V130H90ZM218 131H217V130ZM243 129V131L241 130ZM6 134H5V132ZM10 130V132H9ZM114 130V131H113ZM120 130V129H119ZM96 131V132H95ZM136 131V133H135ZM167 131V132H165ZM236 131V132H235ZM4 132V133H3ZM12 132V133H11ZM247 132V134H252L251 136L250 135H247L245 134ZM9 133V134H7ZM93 133L96 137L93 138L91 137V134ZM103 133V134H102ZM192 133V132H191ZM233 133H236L235 135ZM8 135V136H7ZM139 135V137H138ZM31 136V137H30ZM90 138V141L88 139V137ZM118 136V135H117ZM143 136V137H142ZM193 136V138L191 139V137ZM233 136V137H232ZM237 136V137H235ZM150 137V138H149ZM165 137V138H164ZM257 137V138H256ZM138 138V139H137ZM145 138V139H144ZM167 138V139H166ZM254 138V139H253ZM186 139V140H185ZM235 139V141H234ZM246 143H244L245 141ZM252 139L254 141H252ZM167 140V141H166ZM195 140V141H194ZM23 141V142H22ZM86 141V142H85ZM101 141V142H100ZM193 141V142H191ZM240 141V142H239ZM89 142V144H88ZM152 142V144H151ZM185 142V143H184ZM187 142V143H186ZM32 143V142H31ZM102 143V144H101ZM142 143V144H141ZM194 143H196L195 145H193ZM88 144V147L86 146ZM168 144V145H167ZM188 144V145H187ZM135 145V146H134ZM150 145V146H149ZM92 146H95L97 147V153L95 151H92L91 148ZM146 146V148H145ZM155 146V147H153ZM158 146V147H157ZM185 146V147H184ZM152 147V148H151ZM243 147V148H242ZM85 148V149H84ZM157 148V149H156ZM166 148H167V151H166ZM151 151H149V150ZM154 149V150H153ZM159 149V151H158ZM233 149V150H232ZM239 149V150H238ZM141 152H140V151ZM241 150V151H240ZM83 151V152H82ZM161 151V153H160ZM239 151V153H238ZM33 152V153H31ZM144 152V153H142ZM152 152V153H151ZM156 152V153H155ZM207 152H210V155L209 153ZM154 153V154H153ZM163 153V154H162ZM166 153V154H165ZM179 153V154H178ZM186 153V154H185ZM193 153V155H192ZM160 154V155H159ZM207 154V155H206ZM213 154V157H211ZM166 155V156H165ZM185 155L187 156L186 157V161H185ZM198 157H197V156ZM159 156V157H158ZM178 156V157H177ZM193 156V157H192ZM223 156V157H222ZM168 157V158H167ZM203 157H205L208 162L210 161V163L212 165L215 164V167H217V169L219 168L218 170V173L220 175V178L217 179L214 183V187L215 188H212V193H203L201 191V189L199 187L196 186V183L198 182V180L200 181V177H201V174L202 172L201 171V168H202V161L204 160ZM179 158V159H178ZM201 158V159H200ZM218 158V159H217ZM33 160H35L34 162H31ZM195 159V160H194ZM247 159V160H245ZM181 160V161H180ZM231 160V161H229ZM161 161V162H159ZM189 161H192L189 162ZM199 165H197L198 163ZM201 161V162H199ZM224 161H228V164L227 165H222V163ZM247 161V162H246ZM82 162H84V159L82 160ZM149 162V161H148ZM170 162V163H169ZM181 162V163H180ZM230 162V163H229ZM238 162V163H236ZM245 162L247 164H245ZM64 163H67L69 164L70 161H67ZM189 163V164H188ZM191 163V164H190ZM201 163V164H200ZM235 163V164H234ZM6 163H1L0 165V172L3 173L5 169L3 165ZM48 165H51L52 163L48 162L47 163ZM171 164V166L169 165ZM182 164V165H181ZM232 164V165H231ZM235 166H234V165ZM250 164H253V165H250ZM2 165H3V168H2ZM194 167L195 165V170L194 168L192 169L191 167L192 166ZM197 165V166H196ZM7 166V165H6ZM186 166V167H185ZM191 166V167H190ZM200 168H199V167ZM254 166V167H253ZM246 167H248V169H246ZM221 168L223 169L221 171ZM255 168V169H254ZM186 169V171H185ZM54 170H59L58 167H55ZM183 170V171H182ZM197 170V171H196ZM200 170V171H199ZM253 170V171H252ZM44 171H46L47 173H50L51 170L48 168V169H45ZM194 171L193 175L191 174L192 172ZM224 171V172H223ZM255 171H257L255 173ZM64 172L65 174L74 182H76L77 184H79L80 186V196H77L76 198H79L83 203H85V205H88V207H98L100 208L106 215V218H105V221L108 223L109 219L108 217L109 216H114L115 214L119 215L123 214V212L125 214L124 217H125V221H126V225L128 226H125L123 227V229H121V232L123 233H127V236H129L130 238H135L138 233L136 231H134V228L132 227V223L131 222H134L136 221V219H134L133 217H130V214L131 215H135V212L133 211L132 209V206L133 204L136 203V196L135 194L132 192V193H125V194H115V193H112L110 192L108 189H106L107 191L106 192H96L94 193V191H92L89 186H88V182L86 183L87 181V176H86V173L83 171V175L81 177H79L78 174H73V171L70 170V169H64ZM184 172V173H183ZM190 172V173H189ZM196 172V173H195ZM260 172V173H259ZM263 172V173H262ZM0 173V176H3L2 174ZM82 173V172H81ZM224 173V174H223ZM247 173V174H246ZM4 174V173H3ZM85 174V176H84ZM184 174V175H183ZM191 174V175H190ZM227 174V175H226ZM103 175V172L100 173V177ZM186 175V176H185ZM236 175V177H235ZM53 176V175H52ZM197 176H199L197 178ZM229 179H227L226 177ZM230 176V177H229ZM233 176V177H232ZM242 176V177H240ZM83 177V178H82ZM197 178L195 181H194V178ZM235 177V178H234ZM85 178V179H84ZM184 178V180H183ZM262 178V179H261ZM0 179H3V177H0ZM82 179V180H81ZM191 179V180H190ZM186 180V181H185ZM190 180V181H189ZM222 180H223V184H222ZM242 180V181H241ZM251 180V182L249 181ZM259 180V181H258ZM185 181V183H184ZM193 181V182H192ZM219 181V182H218ZM230 181V182H229ZM253 181V182H252ZM194 182H195V188H194V191L193 193L191 192V187L194 185ZM257 182V183H256ZM190 184L188 187V184ZM252 185H251V184ZM254 183V184H253ZM219 187H217L216 186ZM263 184V185H262ZM221 187H220V186ZM226 185H227V188H226ZM257 186V187H256ZM206 187V184H203V188ZM223 188V189H222ZM225 188V189H224ZM243 188V189H242ZM255 188V190H254ZM227 189V190H226ZM221 190V191H220ZM256 191L259 195L256 194V192L254 193V191ZM188 191H190V194L188 193ZM197 191V193H196ZM217 191V192H216ZM244 191V192H243ZM210 192V191H209ZM216 192V193H215ZM218 192H221L219 194H217ZM201 193L198 197V194ZM245 193V194H244ZM248 193V194H247ZM130 194V195H129ZM194 194V196H192ZM217 194V195H216ZM250 194V195H249ZM115 195V196H114ZM219 195V196H218ZM256 195V196H255ZM197 198H196V197ZM206 196V197H205ZM256 197V198H255ZM122 198V199H121ZM196 198V199H195ZM229 198V199H228ZM205 199V200H204ZM210 201H208V200ZM259 200V201H258ZM106 201V202H105ZM226 201V202H225ZM214 202V203H213ZM5 202H1V205L0 204V207H2L0 209V220L3 221V217H6L7 219H10L11 221V217L9 214L10 212H8L7 214V210L9 211L10 209L9 208H6L5 207ZM196 204V205H197ZM198 204V205H199ZM208 204V205H210ZM234 209L236 211L237 207L234 206ZM132 210V211H131ZM117 211V212H116ZM121 211V212H120ZM6 212V213H5ZM120 212V213H119ZM134 212V213H133ZM5 213V215L2 217V215ZM205 213L207 214V217H209V213L207 211H205ZM128 214V215H127ZM147 214L146 213H141V216L144 217V215ZM164 214V213H163ZM125 215H127L128 217H126ZM263 215H264V211H263ZM11 218H10V217ZM124 217L122 216L121 219L119 220V225L122 226L124 225L125 221L124 220ZM128 220H127V219ZM131 218V219H130ZM235 220H236V227L237 229H240L239 225H238V215L235 214ZM132 220V221H131ZM264 216L262 218V225H263V229H264ZM0 221V225H2V223H5L3 221ZM131 221V222H130ZM129 222V224L127 223ZM7 223H9V220L7 221ZM113 225V226H112ZM107 226L109 227V229L107 228ZM112 226V227H111ZM115 224H112L110 221H109V225L107 224L105 227H104V230H109L111 232H109V235H107V237L105 238L106 240H109V242L113 241H116V243L113 241V243H110V244H113L115 246L112 245L111 248H109L107 251H105V248L101 247L99 249V251L101 250V254L102 256H106L107 253L114 251V249H116V247L119 246V242L122 239V237H119L121 236V232H119L118 228L115 227ZM132 228H131V227ZM113 228V231L115 230L116 232H119V233H116L115 231L113 232L111 230V228ZM6 228V227H4ZM18 228V227H17ZM7 232H9L8 234H3L1 231H0V242L3 240L2 244L0 243V245H2L4 248H2L0 246V248H2L3 250L4 249H7L9 248V246L13 245L14 242H15V239L14 238H17L18 237V231L16 230L15 232V229H7ZM17 235V237L15 236V234ZM131 234V235H130ZM12 235H14L12 237ZM8 236H11L9 239H13L12 242L13 244L11 243V240L9 241V239L7 238ZM112 236H113V239H112ZM118 236V237H116ZM120 238V239H119ZM8 239V240H7ZM20 239V237H19ZM111 239V240H110ZM116 239V240H115ZM200 239H203V236L200 237ZM23 239L21 238L19 240V242L14 246L15 248V251L18 250V248L20 249V246L23 247L24 244H22ZM199 240H194V242H197ZM11 243V244H9ZM9 244V246H7ZM20 244V245H19ZM5 245V246H4ZM18 246V247H17ZM207 246H209V242H207ZM11 248V247H10ZM114 248V249H113ZM240 255L239 257H241L242 255V250H243V245H241V248H240ZM103 251V252H102ZM210 251V249L208 250ZM15 253V252H13ZM100 254V256H101ZM104 254V255H103ZM6 257H4V253H1L0 252V261L7 263V258L5 259ZM14 259H11L13 262L17 263V264H21V263H24L26 262L25 264H31L29 261H27L26 259H24V257H18V256H15L13 257ZM17 258V259H16ZM7 261L5 262L4 261ZM17 261H16V260ZM19 259V260H18ZM11 260H9L11 262ZM24 262H23V261ZM19 261V262H18ZM2 262H0V264H3ZM9 262V263H10ZM12 263V262H11ZM15 263H12V264H15ZM8 264V263H7ZM141 264V263H140ZM151 264H172L171 260H162V259H158L156 261H154L153 263ZM240 264H242V262L240 261Z\"/></svg>", "mask_w": 264, "mask_h": 264}, {"label": "snow or ice", "instance_id": "obj_3", "mask_svg": "<svg viewBox=\"0 0 264 264\" xmlns=\"http://www.w3.org/2000/svg\"><path fill=\"white\" fill-rule=\"evenodd\" d=\"M185 207H187V205ZM163 212L165 216L170 218L162 219L159 217V214H156L152 217H137L136 221L132 223V227L134 229L141 230L149 228L153 231H156L158 235H162L163 237L168 235H173L176 237V241L166 239L164 243L156 244V248L161 250L160 256L162 260H171L172 264H209L208 259L202 250L197 252L188 251V249L193 247L197 249H203V245H193L188 243L180 247H176L171 251H164L166 246H171L177 241H181L188 234L189 229L191 230V235L195 237L200 232L201 227H203L206 237L209 239V241H211V236L209 235L205 219H201V217L205 216V214L201 212L200 216H197L193 212H184L181 215H172L167 209H164ZM142 221L149 223L145 224L142 223ZM161 225H163L165 229L163 232H161ZM193 225L196 227H192ZM145 242H147V237ZM104 264H109V261L106 260ZM112 264H118V262L113 261ZM213 264H215L214 261Z\"/></svg>", "mask_w": 264, "mask_h": 264}]
</instances>
